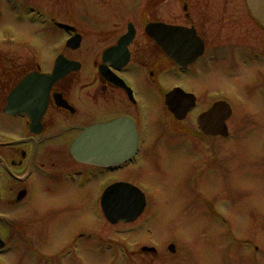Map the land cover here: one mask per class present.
<instances>
[{"label":"rangeland","instance_id":"rangeland-1","mask_svg":"<svg viewBox=\"0 0 264 264\" xmlns=\"http://www.w3.org/2000/svg\"><path fill=\"white\" fill-rule=\"evenodd\" d=\"M13 3L20 4L25 13L28 6H35L49 17L58 16L86 31L91 23L105 27L127 20L138 27L156 16L154 0ZM173 4L166 0L163 9L170 11ZM16 15L0 1V37L12 32L17 41L30 44L34 58L48 65L65 35L35 23L39 19L32 15L23 19ZM258 40L264 45L261 37ZM62 49L73 58L87 56L86 43L79 52ZM92 62V57L85 61L88 75ZM163 63L167 69L169 62ZM178 79L171 78L169 71L161 73L160 104L152 111L155 117L140 165L113 174L145 193L148 203L143 215L129 224L105 222L97 199L101 182L111 183L112 177L79 189L49 179L48 233L36 245L39 255L29 254L25 262L12 249L0 255V264H264V59L257 62L237 56L230 61L225 57L201 67L196 76L182 77L180 81L199 98L198 108L183 121L174 119L163 104L165 93ZM219 98L233 108L227 138L203 135L195 119ZM67 135L50 147L61 144L65 149L64 158L59 155L62 159L55 166L63 170L74 163ZM170 244L176 245V253L169 252ZM143 246H154L157 253H143ZM123 247L128 250L126 259L121 257Z\"/></svg>","mask_w":264,"mask_h":264},{"label":"flooded vegetation","instance_id":"flooded-vegetation-1","mask_svg":"<svg viewBox=\"0 0 264 264\" xmlns=\"http://www.w3.org/2000/svg\"><path fill=\"white\" fill-rule=\"evenodd\" d=\"M13 1L4 0L6 6L11 8V13L14 10L20 19L17 9L21 5ZM168 1L174 2L170 11L163 9L166 0H154V19L141 22L138 27L133 23L135 37L128 46L126 58L122 50L112 54L107 61L103 57L127 33L128 20L122 25L115 22L105 27L101 23H91V26H99H90L88 31L72 23L82 36V41L78 49L67 50L79 52L83 43H86V58L70 57L62 53V49L50 58L48 65L34 58L30 44L23 40L17 41L12 32L8 37H0V237L10 244L11 250L23 255V261L27 262L29 254L39 252L36 245L48 233L46 201L49 179L69 182L77 189L87 187L104 176L112 177L113 180L107 184L101 182L105 187L115 182L132 183L127 179H117L113 174L116 176L136 168L141 162L139 159V162L111 172L81 163L72 157L69 147L74 163L72 166L65 165L67 168L63 170V166H55L60 162L59 159L64 158L65 149L61 144L59 148L50 149L54 142L64 141L68 134L72 143L86 128L126 118L135 124L138 131V156L141 158L148 136L151 135L152 119L155 117L152 111L158 110L160 104L159 79L161 73L166 72L164 61L169 62L167 69L171 78H179L173 81L170 89L182 87L187 92H196L180 81L181 78L196 76L201 67L208 68L211 62L225 57L230 61L237 56L257 62L264 59V45L258 40L261 37L264 43V26L252 16L246 0ZM46 20L51 21L53 30L65 34L55 25L56 21H61L58 16H48ZM149 23L187 29L201 43L203 55L186 70H181L166 55L160 43L147 34ZM185 39L187 44H193L191 36ZM172 50L176 52V47L172 46ZM61 54L70 61L78 62L80 68L51 88L46 97L47 105L41 111L44 95H34L36 105L32 106L33 102L29 100L32 95L27 88L15 91L28 75L51 73L56 57ZM90 57L93 70L88 75L85 61ZM125 60L127 63H124ZM13 93L15 95L11 100ZM214 102L209 104L208 109ZM62 170L66 172L60 177L59 172ZM2 207L6 210L3 211ZM155 253L157 251L152 254Z\"/></svg>","mask_w":264,"mask_h":264},{"label":"water","instance_id":"water-1","mask_svg":"<svg viewBox=\"0 0 264 264\" xmlns=\"http://www.w3.org/2000/svg\"><path fill=\"white\" fill-rule=\"evenodd\" d=\"M247 5L250 9L252 16L264 26V0H246ZM68 28V27H67ZM155 29L154 35L157 40L160 41L161 46L165 49L167 54L170 56L172 52L170 51V44L172 37L176 36L177 39L174 43L177 45V52L182 51V46H184V40L181 39L185 35V31L179 29H172L164 25L152 24L149 27V33L153 35V30ZM131 30V29H130ZM133 33L130 31L128 35L122 38L120 41V47L126 48L128 43L131 42L130 37ZM154 36V37H155ZM70 43H74L73 46L78 47L77 39H73ZM196 41L194 40L193 46L195 47ZM119 47V48H120ZM118 48V49H119ZM181 49V50H180ZM116 50V49H115ZM113 50V51H115ZM193 51L185 52L186 55H176L179 64H186L193 61L197 54H193L194 57L191 58ZM185 57L186 59H184ZM75 63L66 61L64 58H60L57 61L54 72L51 75H38L33 74L21 84L22 89L29 88L33 94L39 92V90L45 91V97H47L50 87L56 82L57 79L65 75V70L75 69ZM78 65L76 69H78ZM166 105L170 111L178 119H183L186 117L187 113L195 106V97L191 94H186L182 90L178 89L170 92L166 95L165 100ZM232 109L230 105L224 101L217 102L208 111L203 113L199 117L200 129L209 135H223L227 132L226 120L231 116ZM103 137V140L99 137ZM106 137V138H105ZM97 138V139H90ZM136 130L134 125L128 123L125 119H119L112 123L106 125H100L97 127L90 128L85 132L73 145L72 152L84 161H91L96 164H107V162H102L103 160H95L90 155L91 150L96 151L99 148H103L102 152H106V155L102 159H106L111 162L125 161L130 159L136 145ZM95 160V161H94ZM132 186L117 184L110 187L104 194L103 206L107 213L108 218L114 223L118 221H132L136 219L138 215L142 212L145 207V201L142 196L138 194L137 191L132 189ZM128 196L122 200L117 197L119 194H124ZM137 203L139 205L137 206ZM3 242L0 239V249L3 247ZM144 251H154V249L144 248ZM176 248L174 245L169 246L170 252H175Z\"/></svg>","mask_w":264,"mask_h":264},{"label":"bare ground","instance_id":"bare-ground-1","mask_svg":"<svg viewBox=\"0 0 264 264\" xmlns=\"http://www.w3.org/2000/svg\"><path fill=\"white\" fill-rule=\"evenodd\" d=\"M139 163H140V162H139ZM139 163H138V164H139ZM86 186H87V185H86Z\"/></svg>","mask_w":264,"mask_h":264}]
</instances>
